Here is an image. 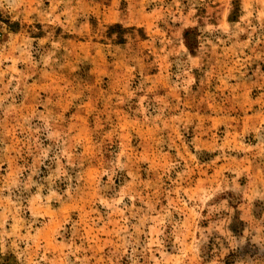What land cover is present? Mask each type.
<instances>
[{
    "label": "rangeland",
    "instance_id": "rangeland-1",
    "mask_svg": "<svg viewBox=\"0 0 264 264\" xmlns=\"http://www.w3.org/2000/svg\"><path fill=\"white\" fill-rule=\"evenodd\" d=\"M0 264H264V0H0Z\"/></svg>",
    "mask_w": 264,
    "mask_h": 264
},
{
    "label": "trees",
    "instance_id": "trees-1",
    "mask_svg": "<svg viewBox=\"0 0 264 264\" xmlns=\"http://www.w3.org/2000/svg\"><path fill=\"white\" fill-rule=\"evenodd\" d=\"M118 28H121L120 25H113L111 26L109 29L110 30H115V29H118ZM7 260V259H6Z\"/></svg>",
    "mask_w": 264,
    "mask_h": 264
}]
</instances>
